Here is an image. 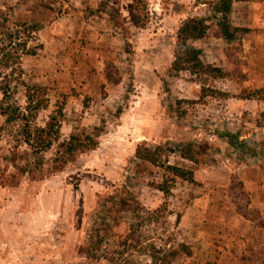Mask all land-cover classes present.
<instances>
[{
    "label": "rangeland",
    "instance_id": "rangeland-1",
    "mask_svg": "<svg viewBox=\"0 0 264 264\" xmlns=\"http://www.w3.org/2000/svg\"><path fill=\"white\" fill-rule=\"evenodd\" d=\"M140 1L1 0L14 18L42 27L29 44L42 48L34 56H22L21 78H14L12 85L13 102L27 105L22 82L39 85L46 95L36 99L48 104L35 124L45 126L60 108L61 141L84 129L101 131L98 147L79 154L63 171L40 181L25 176L14 188L0 186L4 264H152L150 244L180 243L193 254L181 255L173 264H264V208L251 207L252 192L242 179L264 178V101L242 98L245 88H264V0L233 1L228 21L240 31L230 43L215 37V67L234 77L215 80L189 71L173 73L162 47L172 41L176 54L177 38L153 35L163 25L166 9L188 17H213L215 0ZM132 11L146 27L133 22ZM210 24L214 34L215 20ZM133 26L139 32L151 28L146 44L158 53L150 55L142 48V36ZM115 34L120 41L112 45L129 62L122 58L123 63L115 65L107 57L103 66L91 64L87 50L101 55ZM141 51L146 59L139 71L135 65ZM202 60L206 62L204 54ZM109 71L124 78L126 86L119 98L106 101L102 83ZM77 81L89 86L83 99L69 87ZM211 91L215 97L205 96ZM17 135L18 128L12 126L0 133V173L11 169L4 157L17 144ZM231 137H237L234 146ZM191 141L197 144L196 164L180 157V148ZM143 142L174 149L162 159L192 168L195 183L176 179L166 198L151 183L161 184L167 172L134 159ZM56 149L55 143L44 154L46 167ZM165 202L167 210L157 213ZM97 238L102 239L98 258L80 252Z\"/></svg>",
    "mask_w": 264,
    "mask_h": 264
},
{
    "label": "trees",
    "instance_id": "trees-1",
    "mask_svg": "<svg viewBox=\"0 0 264 264\" xmlns=\"http://www.w3.org/2000/svg\"><path fill=\"white\" fill-rule=\"evenodd\" d=\"M135 1V0H134ZM234 0H215L213 5V17H188L183 21L176 33L177 43L180 45L171 64L170 70L177 74L182 71H189L193 75L207 76L212 79L233 78V72H226L220 67H215L202 60L203 52L200 49L189 48V42L202 40L208 36L211 28L210 22L215 20L217 31L214 33L216 38H220L230 43L236 38L239 28L233 27L228 17L230 15ZM140 3V0H136ZM5 2L0 0V117L4 118L3 126H0V133L7 127H17V144L11 148L9 155L4 157L10 168L2 170L0 173V186L14 188L20 185L23 177L27 176L31 181H40L48 176L64 170L67 164L74 162L79 154L95 150L98 147L101 131L95 128L93 132L84 129L82 132L73 133L66 140H60L61 121L64 117L63 109L57 111L49 117L45 126L35 124L40 110L47 107L48 101L36 97L45 94L44 88L39 85L29 86L22 82L25 87L27 105L20 107L13 102L14 78H21L22 68L21 59L24 55L34 56L42 46H30L31 41H36V34L42 29L40 24L29 23L14 18L11 10L7 9ZM133 22L137 25L146 27V23L141 24L134 12H130ZM141 27V28H142ZM248 29H243L247 31ZM116 70V69H115ZM112 71L105 74L108 83L118 84L120 77H115ZM224 98H228V93H221ZM242 98L247 100L264 101V88L242 90ZM205 96L215 97V91L205 94ZM231 146L237 142V137H231ZM57 144L55 156L46 167L45 153L54 144ZM26 145L28 150L21 151L20 148ZM169 148V149H168ZM180 157L183 160L197 163V144L194 141L188 142L180 148ZM165 152L174 153V149L158 145L150 147L147 143H140L134 154V159L139 162L147 163L160 167L167 172L169 177L163 179L161 184L151 183L152 186L162 192L167 198L172 191V183L176 180H183L195 183L194 170L190 167L171 165L168 160H163ZM242 187V183H239ZM247 194V193H246ZM124 201L123 204H126ZM250 200L248 201L250 205ZM126 206V205H124ZM167 210V203L157 210L162 213ZM244 216V214H242ZM179 221V216H177ZM134 235V231L129 237ZM102 239H93L87 245L80 247V252L89 258H98L101 249ZM126 244V242H125ZM150 259L152 264H173L181 255L192 256L193 252L185 243L178 244L177 247H157L150 244Z\"/></svg>",
    "mask_w": 264,
    "mask_h": 264
},
{
    "label": "crops",
    "instance_id": "crops-1",
    "mask_svg": "<svg viewBox=\"0 0 264 264\" xmlns=\"http://www.w3.org/2000/svg\"><path fill=\"white\" fill-rule=\"evenodd\" d=\"M153 6H155V8H158L157 3H153ZM159 14V13H158ZM188 18V16H184L180 13H178L176 10L174 9H166L163 13V17L161 19L162 22V26L159 27L156 31V33H154L153 31V35L155 36H160V34H168V37L170 40H173L174 37H176V29H179L180 24L183 22V20H186ZM131 28V27H130ZM138 29V33L137 36H142L140 39L143 41V45L142 48L144 50H147L148 53H150V55H154V53H156V49L154 47H150L149 44H146V42L150 41L149 38L152 36L149 34V31L151 30V28H142L141 32L140 28H136V26L132 27V30H137ZM147 35V37H146ZM215 36L214 34H212L211 32L208 33V37H205L202 40H196L193 42H189V48H193V49H200L202 50L204 57L206 59V62L209 64H212L215 66ZM216 40H222V39H216ZM117 39V34H115L112 37V41H110L108 44L109 47H107V49L105 51L101 52V55L97 53V50H87V55H88V60L91 62V64L94 63H98L99 65L103 66L104 65V59L107 57H110L113 59L115 65L119 64V63H123L122 62V58L124 59V63H128L129 60L125 58V54L122 53L120 50H118V48H116L114 45H112L113 43L116 44L118 43ZM140 42V41H139ZM172 41L168 42V44H164V46L162 47V51L165 55L166 52L169 53V58H168V63L169 66H171L174 58H175V52L172 50ZM96 49V48H95ZM107 53V54H106ZM158 53V52H157ZM145 59L146 56L143 54V51L138 52V60L136 61V65L135 68L138 69L139 71L144 68V63H145ZM74 69L77 68V63L74 62ZM147 63H151V56L148 55V59H147ZM133 65V64H132ZM148 70H152L151 64H149L147 66ZM96 68L100 69L98 66H96ZM131 68H134L133 66ZM146 69V68H145ZM80 70V69H78ZM79 82V81H77ZM104 85V90L106 92L105 95V100H112L113 98H119L121 96V94H123L124 90H125V81L124 78H122L121 82L118 84H111L108 83L106 80H103ZM69 87L71 88H76L77 92H78V97H81L82 99L86 96V94H88V84L85 83H72L71 85H69ZM92 89L93 86H92ZM95 95H98V91L95 90ZM133 100V99H132ZM249 102H256L255 100H247ZM78 102V100H75V103ZM135 101L133 100V103ZM128 112V111H127ZM88 114V113H86ZM261 176L259 175V178L257 177L255 180L252 178H250L249 176H243V181L244 184L247 186V189H249L252 192V202H251V207H257V208H264V178H260ZM3 242L0 243V264H4L5 260L2 258V255H4V251L3 249L5 247H3Z\"/></svg>",
    "mask_w": 264,
    "mask_h": 264
}]
</instances>
